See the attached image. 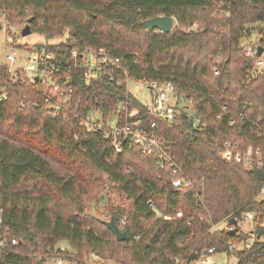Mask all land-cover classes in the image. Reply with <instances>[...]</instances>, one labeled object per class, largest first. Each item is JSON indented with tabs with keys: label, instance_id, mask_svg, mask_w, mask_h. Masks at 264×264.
I'll use <instances>...</instances> for the list:
<instances>
[{
	"label": "trees",
	"instance_id": "obj_1",
	"mask_svg": "<svg viewBox=\"0 0 264 264\" xmlns=\"http://www.w3.org/2000/svg\"><path fill=\"white\" fill-rule=\"evenodd\" d=\"M0 12L11 25L31 17V31L46 38L67 33L38 43L61 60L60 74L70 49L103 47L131 80H171L193 113L158 119V130L196 189H177V172L129 139L116 152L104 129L80 124L97 107L104 117L116 112L119 123L135 110L145 125L151 116L125 83L106 75L85 81L81 69H70V109L49 110L36 83L12 81L0 66V264H44L49 252L81 260L89 250L114 264H168L194 245L224 249L233 236L209 231L210 222L236 209L264 214V197L254 199L264 164L247 168L219 152L226 139L264 148V67L251 72L261 54L245 56L239 42L247 23L264 20V0H0ZM157 14L172 15L176 25L164 32L140 24ZM259 33L264 47V24ZM107 182L129 199L126 211L104 204V214L128 231L125 240L85 211ZM59 240L71 251L56 247ZM238 253L239 264H264V241Z\"/></svg>",
	"mask_w": 264,
	"mask_h": 264
},
{
	"label": "built area",
	"instance_id": "obj_2",
	"mask_svg": "<svg viewBox=\"0 0 264 264\" xmlns=\"http://www.w3.org/2000/svg\"><path fill=\"white\" fill-rule=\"evenodd\" d=\"M10 25L6 23V26ZM10 43L13 44V48L10 52L4 54L3 61L0 59V66L4 68L12 81L36 83L43 96V103L49 110L63 106L70 109L72 91L70 69H81L85 81L106 75L109 79H115L118 84L125 83L126 85L130 79L126 69L122 66L120 58L106 52L103 47H86L83 50L70 49L66 65L63 67V73L60 74L57 70L62 67L61 60L57 59L54 52L47 49L44 44L16 43L13 37ZM256 46L243 45V54L250 58L255 57L257 54ZM18 57H21L20 59L23 62L15 65ZM263 67L264 58L259 56L252 63L251 72L255 74ZM117 71L120 72L119 75L115 74ZM139 81L146 83L150 98L148 103L143 104L146 112L151 116V119L145 125L141 124L140 119L134 118L135 110L128 114V120L119 123L116 112L104 117L97 107L91 108L84 117H80V124L88 132L104 129L116 152L121 150L122 140L129 139L140 148L141 152L150 155L160 167H171L173 171L177 172V175L171 179L173 186L177 189L188 188L196 191L193 181L173 160L163 145L157 122L158 119L171 120L182 114L191 115L193 113L191 100L180 95L171 80L141 79L137 82ZM5 97L6 87L1 85L0 100ZM97 113H101V116H97ZM233 121L234 118H230L229 123ZM219 152L223 159L239 163L247 168L264 164V148L259 146L242 147L238 141L226 139L221 143ZM261 194H264V184L255 194L254 199L264 197ZM195 195L197 196V194ZM155 211L159 214L157 209ZM180 214L181 211L179 210L177 215ZM102 217L106 220L110 219L105 214ZM231 218L235 219V223L230 221ZM124 221L125 217L123 216L119 222L123 224ZM186 222L190 224V221ZM219 223L223 224L219 226ZM208 229L209 231L225 230L226 232L235 229V231L231 235L233 237L227 241L224 249L209 246L204 247L199 252L196 245H194L189 254L185 256L175 255L168 264H212L210 255L213 253H233L236 257L235 264H239L240 255L238 252L245 251L255 243L264 241V232L262 231L264 230V214L260 215L255 210L236 209L221 220L210 222ZM58 248L70 251L64 247ZM40 258L44 260V263L45 261H51L54 264H105L106 261L94 250H91L88 256L81 260L72 259L68 255H57L53 252L41 255ZM246 264L256 263L251 260Z\"/></svg>",
	"mask_w": 264,
	"mask_h": 264
},
{
	"label": "rangeland",
	"instance_id": "obj_3",
	"mask_svg": "<svg viewBox=\"0 0 264 264\" xmlns=\"http://www.w3.org/2000/svg\"><path fill=\"white\" fill-rule=\"evenodd\" d=\"M263 24L264 20L247 23V29L243 32L239 39L240 45H257V40L260 37L259 29ZM0 25V59L2 61L4 59V54L10 52L13 48V44L10 43L12 37L14 38L16 43H26L27 45H34L37 43H57L60 40L68 39L67 33H63L62 35H53L49 38H46L43 33L31 31L29 34L22 36L20 35L22 26H6V21L1 12ZM175 25L176 20L174 21V26ZM6 27H8L9 30H6ZM19 52L22 53L21 50H19ZM261 56L262 58H264V49L261 53ZM20 58H17L15 65L23 62V60ZM126 88L128 92L131 93L141 103L145 104L150 101L146 83L129 79L126 83ZM263 195L264 194H261V196ZM105 203H111L112 205L118 204L122 209H124V211H126L129 205V199L121 191L115 188L112 183L107 182L104 185L102 191L97 195L96 199L86 203L85 211L90 215L102 217L104 215ZM222 224L223 223H219V226H221ZM56 246L64 247L67 250L71 251L70 246L64 240L57 241ZM90 251L91 250H89L88 252L83 251L80 259L86 258ZM210 262L212 264H235L236 257L233 255V253H213L212 255H210ZM44 264L54 263H52L51 261H45ZM105 264H114V262L111 259H106Z\"/></svg>",
	"mask_w": 264,
	"mask_h": 264
},
{
	"label": "water",
	"instance_id": "obj_4",
	"mask_svg": "<svg viewBox=\"0 0 264 264\" xmlns=\"http://www.w3.org/2000/svg\"><path fill=\"white\" fill-rule=\"evenodd\" d=\"M31 17L26 19L25 24L22 26L20 30V35L24 36L31 32L30 23ZM175 18L172 15L167 14H157L151 17L144 18L140 21V24L146 28L147 30L157 29L159 31L167 32L174 26ZM1 27V25H0ZM264 47L262 45L256 46V51L258 54H261ZM97 116H101V113H97ZM230 221L235 223V219L231 218ZM102 222L104 225L111 230L114 234L116 240H125L128 237V231L126 229H120L115 221L110 218L108 220L103 219ZM235 229L227 231L228 234L232 235Z\"/></svg>",
	"mask_w": 264,
	"mask_h": 264
}]
</instances>
